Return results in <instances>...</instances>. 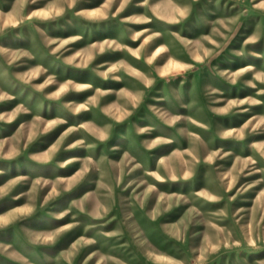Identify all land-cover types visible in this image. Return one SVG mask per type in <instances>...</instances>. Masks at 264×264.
I'll use <instances>...</instances> for the list:
<instances>
[{"label": "rangeland", "instance_id": "374dc122", "mask_svg": "<svg viewBox=\"0 0 264 264\" xmlns=\"http://www.w3.org/2000/svg\"><path fill=\"white\" fill-rule=\"evenodd\" d=\"M0 264H264V0H0Z\"/></svg>", "mask_w": 264, "mask_h": 264}]
</instances>
